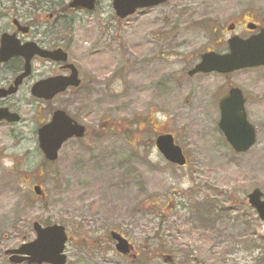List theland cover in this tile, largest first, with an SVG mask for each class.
Wrapping results in <instances>:
<instances>
[{"label":"rangeland","instance_id":"374dc122","mask_svg":"<svg viewBox=\"0 0 264 264\" xmlns=\"http://www.w3.org/2000/svg\"><path fill=\"white\" fill-rule=\"evenodd\" d=\"M23 4L16 10L20 3L0 1V33L12 18L29 21L28 0ZM54 8L33 19L56 10L62 20L51 23V45L65 46L79 68L83 86L69 112L88 135L67 142L55 163L39 171L44 157L32 137L34 103L20 107L25 121L0 126V264H10L5 249L35 238L36 221L66 227L67 264H264V222L247 197L264 191V67L188 75L200 54L225 48L219 37H231L234 18L264 27V0H169L122 20L112 0H100L92 13ZM207 22L216 28L205 29ZM237 33H246L243 25ZM161 49L163 62L156 58ZM34 65V79L53 68ZM4 76L10 77L6 69ZM230 85L243 89L258 131L257 143L243 153L218 126L217 98ZM107 123L108 131L100 127ZM158 128L175 134L185 167L156 148ZM112 230L137 254L121 256Z\"/></svg>","mask_w":264,"mask_h":264},{"label":"water","instance_id":"95a60500","mask_svg":"<svg viewBox=\"0 0 264 264\" xmlns=\"http://www.w3.org/2000/svg\"><path fill=\"white\" fill-rule=\"evenodd\" d=\"M98 0H71L68 8L87 9L92 12L95 10V4ZM167 0H113L114 7L118 18L124 19L135 13L137 9L154 7L157 4ZM17 21V20H16ZM15 21V22H16ZM254 29L253 26H249ZM230 52L223 55L213 52L202 54V61L198 63L190 75L203 72L218 71L233 72L246 67H257L264 65V29L247 39H242L235 35L229 41ZM24 56L26 59L25 71L19 75L15 84L8 90L0 89V95H7L18 89L22 80L27 77L31 71L30 60L35 55H41L45 58H51L56 61H66L68 53L62 48L56 50L42 49L37 43L28 41L24 44L15 36L6 33L2 36L0 47V64L6 62L12 56ZM72 69L71 76L54 77L46 81L38 82L34 85L32 93L38 97L52 98L54 94L62 92L69 85H80L79 73L76 66L69 64ZM246 99L240 88L236 87L231 90L229 96L225 97L220 104L221 118L219 127L224 132L225 138L231 144L236 153L247 152L256 144L257 131L254 125L247 120V112L244 108ZM18 121L20 120L16 113L8 109H0V119ZM52 121L46 124L40 130V148L46 157L54 161L59 154L62 145L71 137H82L86 127L79 124L70 117L64 110H56L53 114ZM157 148L166 159L179 166L186 164V156L180 145L176 144L174 135L162 134L155 142ZM37 193H41L40 186H36ZM249 204L253 206L259 217L264 220V192L260 189H254L248 194ZM37 232V239L22 244L15 250H8L10 261L13 263H22L30 260L36 264H66L67 257L65 254L66 242L68 236L66 228L60 224L47 225L42 227L38 221L33 225ZM114 238L118 241L117 248L121 253H129L131 245L122 235L112 232Z\"/></svg>","mask_w":264,"mask_h":264},{"label":"flooded vegetation","instance_id":"af4514ba","mask_svg":"<svg viewBox=\"0 0 264 264\" xmlns=\"http://www.w3.org/2000/svg\"><path fill=\"white\" fill-rule=\"evenodd\" d=\"M100 0H98L99 3ZM169 0H167L166 2L163 3V5L167 4ZM162 5V4H159ZM66 8V6H65ZM188 12L192 11L193 8L189 6ZM68 10V9H67ZM72 10L71 8L68 10L70 11ZM186 10V9H183ZM73 11V10H72ZM85 11V10H82ZM184 13V12H183ZM40 17V19H39ZM38 19L34 20L29 19V21L27 23H23L21 22L19 17L16 18H12V25L11 28H9L8 30H2L0 33V47H1V39L2 36L6 33H9L12 36H15L16 38H18L20 40V42L22 44L28 42V41H32L34 43H37L38 46H40L43 49L46 50H56V49H64L67 52V49L65 48V46L63 45H51V38L53 36V28L56 26H52V22L55 21L56 23L58 22H62V20H57V14L56 12H49L47 14V17L44 16H39ZM48 19V20H47ZM56 19V20H55ZM18 20V21H16ZM238 20V22H237ZM256 20V19H255ZM16 21V22H15ZM230 22V21H229ZM208 23V24H207ZM204 23L203 27L205 29H212V28H216L215 24H210L209 22ZM230 24H232L230 27H228V32L231 33V37H228L226 40L224 39V36L219 37V45H225V48H223V50L219 51V53L223 54L226 53L230 50V45H229V41L232 37H234V35H238L239 37H241L242 39H247L250 38L251 36H254L255 34H257L262 28H264L263 26H261V23L258 21H254L253 19H251L250 17H248V20H242V18H234ZM38 25H42L43 29L40 30L37 28ZM214 25V26H213ZM243 25L244 26V30L246 33L239 34L237 33L238 28ZM250 26H253L254 29H251ZM164 42L166 40H163ZM213 51H217L214 48H209L207 49L205 52H213ZM164 50H160V53L158 55V57H156L157 59H162L161 61H165L166 59L164 57H166ZM203 52V53H205ZM218 52V51H217ZM202 53V54H203ZM68 54H70L68 52ZM202 54H200V57L202 58ZM40 62L42 61L43 63L53 67L50 71L49 74L44 75V74H40V77H38L37 79L33 78V74H34V70H35V62ZM26 59L24 56L18 55V56H12L11 58H9L6 62H2L0 64V71L3 69H6L7 71V76L9 74L10 77H6L4 76L3 78L0 77V89H4V90H8L10 88H12L15 84L16 79L19 77V75L21 73H23L25 71L26 65H25ZM73 62L70 61V55L69 58L66 61H56L53 59H49V58H45L41 55H35L34 57L31 58L30 60V65H31V71L29 73V75L27 77H25L22 82L19 84L18 89L15 92L9 93L7 95H0V109H8L10 111H12L13 113H17V115L20 117L19 121H13V120H7L6 118L0 119V126H6V127H11L14 128L16 125L20 124V122L25 121V119L23 118L22 112L19 111L20 107L25 105V104H29L28 101L30 100L32 103H34V108H35V116L37 121L35 120V127L32 128L33 131V135L32 137H34L35 141L37 140L38 144H37V148L40 150L39 147V131L40 128L43 126H45L46 124L50 123L52 121V117L53 114L56 110L59 109H64L65 111L68 112L69 115L70 112V108H73V104L75 102V99L77 98L76 93L78 94V92L80 91V87L83 86V79L81 77V73L79 72V68L77 67L78 73H79V79H80V85L79 87H76L75 85H69L66 89H64L62 92H58L56 94L53 95L52 98H47V97H38L35 96L32 93V89L34 87V85L38 82L41 81H46L49 80L51 78L54 77H62V76H71L72 74V69L69 68V64H71ZM261 67H257V68H262ZM257 68H246V69H257ZM243 70V69H242ZM240 71V70H237ZM189 72V71H188ZM217 74H221V75H229L235 72H229V73H218V72H214ZM208 75V74H212V73H197L195 75ZM189 75V74H188ZM192 75V76H195ZM190 76V75H189ZM190 76V77H192ZM237 86V85H236ZM236 86L234 85H230L227 89L228 91L225 93V95L221 98H217L218 102H219V107L221 102L223 101V99H225V97L229 96L231 93V90L236 88ZM239 87V86H237ZM240 88V87H239ZM243 92V96L245 97L244 91L242 88H240ZM27 94L28 98H23L24 95ZM79 96V95H78ZM246 99V97H245ZM247 102V99H246ZM60 104H62V106H60ZM246 105V103H245ZM72 117V116H71ZM74 119H76V117H73ZM19 122V123H18ZM104 126V125H103ZM102 127L103 129H105L106 131H108L111 127L109 126V124L107 123V126ZM163 131L161 130V128H158V130H156L157 135L162 134ZM88 135V127L86 129L85 135L81 138H71L70 140L66 141L65 144L63 145V147H65L67 142H70L72 140H80V139H85L86 136ZM92 136V134H91ZM62 147V148H63ZM62 148L60 149L62 151ZM60 151V152H61ZM41 154H43V152L41 151ZM54 162L48 161V160H44V163L42 165H38L37 167H35L34 169H38L39 171H43V169L49 168L50 166H52ZM45 198L47 196L46 193H43ZM42 226H46L47 223L44 225L41 223ZM35 232V231H34ZM69 239L72 238V236H70V234H68ZM35 237H36V232H35ZM36 239V238H34ZM32 239V240H34ZM29 241V240H26ZM26 241H24L23 243H25ZM131 242V241H130ZM22 243V244H23ZM132 243V242H131ZM133 244V243H132ZM21 245V244H20ZM19 245V246H20ZM134 247L132 248V251L128 254L129 257H131V254H137V252H135L136 247L135 244H133ZM17 246V247H19ZM9 249V248H8ZM8 249H5V254L7 252ZM8 261H9V256H8ZM10 264H13L10 262ZM21 264H34L31 261H27V262H23Z\"/></svg>","mask_w":264,"mask_h":264},{"label":"trees","instance_id":"16d2710c","mask_svg":"<svg viewBox=\"0 0 264 264\" xmlns=\"http://www.w3.org/2000/svg\"><path fill=\"white\" fill-rule=\"evenodd\" d=\"M1 1V0H0ZM11 1H13V4L16 6V5H18V3H20V6L16 9V10H22V8H24V5L25 4H23L22 5V3H23V1H26V0H11ZM45 1H47V3H44ZM58 1V0H57ZM28 2H29V6L27 7H25L27 10H26V13L25 14H27L28 13V16H29V19H32L34 16L32 15V14H35L36 12H47L48 10H50L51 9V7L52 6H54L55 5V8L54 9H57V8H59V7H62V9L64 8V4L63 3H61V2H59L58 4H57V2L53 5V4H51L50 3V1L49 0H28ZM3 3V2H2ZM26 3V2H25ZM2 9H3V5H0V18L1 17H3L4 15H5V13L2 11ZM58 10V9H57ZM63 10H65V9H63ZM60 11H62V10H60ZM54 12H56V14H57V11L56 10H54ZM18 14V12L16 11L15 12V14ZM220 206V205H219ZM216 210V209H215ZM216 212V211H215ZM214 212V213H215ZM213 226V225H212Z\"/></svg>","mask_w":264,"mask_h":264}]
</instances>
